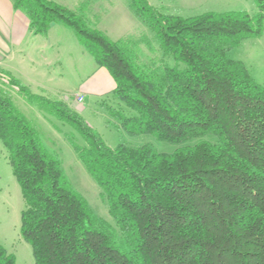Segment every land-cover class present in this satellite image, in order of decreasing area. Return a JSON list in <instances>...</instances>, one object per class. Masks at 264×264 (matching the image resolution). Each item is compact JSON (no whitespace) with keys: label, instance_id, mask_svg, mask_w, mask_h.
Masks as SVG:
<instances>
[{"label":"trees","instance_id":"16d2710c","mask_svg":"<svg viewBox=\"0 0 264 264\" xmlns=\"http://www.w3.org/2000/svg\"><path fill=\"white\" fill-rule=\"evenodd\" d=\"M254 3L253 15L181 17L130 0L154 46L146 36L111 40L87 18L86 2L72 10L13 0L34 35L66 26L107 70L115 87L106 96L116 106L107 113L128 136L147 134L174 146L170 153L149 145L110 148L67 103L33 95L8 77L21 95L78 133L82 144L74 133L67 140L114 221L94 213L0 89V141L21 190L20 234L34 264H264V86L228 57L261 34L264 0ZM0 264H15L1 245Z\"/></svg>","mask_w":264,"mask_h":264},{"label":"rangeland","instance_id":"374dc122","mask_svg":"<svg viewBox=\"0 0 264 264\" xmlns=\"http://www.w3.org/2000/svg\"><path fill=\"white\" fill-rule=\"evenodd\" d=\"M48 1L72 10L86 2V16L92 25L97 26L106 17L103 29L97 28L110 39L146 36L154 46L157 45L153 33L134 16L130 9V0ZM145 1L165 14L181 17H193L206 12H247L251 15L257 12L254 0ZM131 14L133 16H130ZM130 17L137 19L139 23ZM22 41L23 44L18 49L1 61L3 63L0 69L5 74L4 78H0V89L8 95L17 113L35 128L44 148L60 161L67 181L87 201L98 217L114 226V221L108 214L106 198L101 195L100 189L77 159L67 140V134L74 133L77 142L82 144L78 133L62 123L53 113L43 111L35 99L21 95L10 86L7 78L17 80L33 95L67 103L110 148L119 143L132 147L149 145L157 152L170 153L174 146L157 141L147 134L128 136L119 122L108 116L107 109L116 106L110 96H100L105 86H100V89L98 85H92L93 90L100 92L99 96L91 92L80 94L84 85L93 84L91 77L97 66L70 28L52 24L43 35L27 32ZM141 49L147 53L145 46H141ZM228 57L241 62L251 78L264 86V14L260 36L244 40L228 52ZM126 112L128 115L133 114L130 110ZM23 208L21 190L12 174L7 149L0 141V245L14 255L15 264H34L31 246L20 234Z\"/></svg>","mask_w":264,"mask_h":264},{"label":"crops","instance_id":"0c3cea01","mask_svg":"<svg viewBox=\"0 0 264 264\" xmlns=\"http://www.w3.org/2000/svg\"><path fill=\"white\" fill-rule=\"evenodd\" d=\"M130 16L133 15L131 14ZM105 18L95 27L103 29ZM131 20L139 23L137 19L132 18ZM27 32H31L29 30V21L22 12L14 9L13 0H0V66L3 63L1 62L2 60L4 61V59L13 53L15 49H18L23 44L22 40L26 37ZM91 78L93 80V84L84 85L83 89L81 88L82 92L80 94L91 92L95 94V96H99L98 93L100 92L96 89L93 90L92 85L94 86L95 84L98 85L100 89V86L106 87L105 90L101 92L100 96L110 93L115 87V83L113 79H111L112 77L104 68L96 67Z\"/></svg>","mask_w":264,"mask_h":264},{"label":"built area","instance_id":"2783aa9c","mask_svg":"<svg viewBox=\"0 0 264 264\" xmlns=\"http://www.w3.org/2000/svg\"><path fill=\"white\" fill-rule=\"evenodd\" d=\"M81 99H79V101H80Z\"/></svg>","mask_w":264,"mask_h":264}]
</instances>
